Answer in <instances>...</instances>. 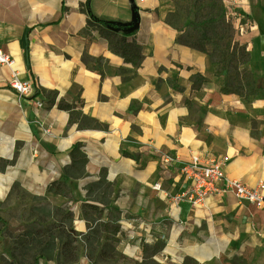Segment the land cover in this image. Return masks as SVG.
Instances as JSON below:
<instances>
[{
  "label": "crops",
  "instance_id": "0c3cea01",
  "mask_svg": "<svg viewBox=\"0 0 264 264\" xmlns=\"http://www.w3.org/2000/svg\"><path fill=\"white\" fill-rule=\"evenodd\" d=\"M164 1L0 0V48L32 88L19 98L9 87L11 69L0 66V205L17 187L69 213L77 234L89 225L116 226L107 236L118 240L115 257L127 264H264V203L256 209L231 194L201 207L175 203L171 197L185 185L174 167L159 164L162 154L184 162L227 157V177L264 184V0H223L250 56L258 92L247 100L223 94L210 58L177 42L157 13ZM87 21L131 25L119 32L135 31L140 66L85 31ZM84 56L103 62L85 65ZM43 91L56 93L54 103ZM59 102L105 130L69 125ZM74 147L87 162L82 176L67 177ZM52 183H63L55 188L64 194L49 192ZM87 206L99 212L88 224ZM86 252L82 244L76 264H91Z\"/></svg>",
  "mask_w": 264,
  "mask_h": 264
},
{
  "label": "trees",
  "instance_id": "16d2710c",
  "mask_svg": "<svg viewBox=\"0 0 264 264\" xmlns=\"http://www.w3.org/2000/svg\"><path fill=\"white\" fill-rule=\"evenodd\" d=\"M171 2L172 5L166 10L164 16H161L159 10L157 13L162 17L165 24L177 31L178 43L199 51L210 58L214 74L223 79L221 92L225 95H236L243 100L255 96L258 91L254 87L253 76L247 69L250 56L246 46L235 39L236 31L231 19L227 16L223 0H172ZM131 28V25L121 23L109 24L101 21H87L85 31L97 32L100 37L107 41L109 49L114 54L123 58L124 62L138 68L141 64L142 56L140 47L135 39V31L119 32L130 30ZM82 61L85 65L90 63L101 65L103 59H93L84 56ZM218 64H220V70L218 69ZM222 70H225L226 73L232 70L235 73L238 71L240 77H238V80L229 81L228 77H224L221 74ZM43 93H46L48 98H50L49 101L54 103L57 97L55 92L43 91ZM57 108L68 112L69 125L75 124L79 130H105L104 126L84 116L81 111L76 110L74 105L59 102ZM255 126L253 121V134H255ZM70 155L72 162L65 169V176H82V170L87 162L85 155L77 147L73 148ZM70 170L72 171L71 173ZM101 184H104V181H101ZM57 185L63 186L64 184L52 183L48 187L49 192L58 191L55 188ZM106 188L107 186L105 185L103 189ZM16 191L21 192L17 187H14L8 199ZM58 192L64 194L62 189ZM86 208L89 212L87 214L84 213L83 216L88 224V218L92 221V214L99 212L93 206H87ZM42 213L43 218L38 223L39 228L26 231L18 238L19 243H26L33 250L30 264H39V261L43 259L54 261L56 264H76L82 244L87 248L85 254L91 264H95L97 260L108 261L114 258L115 246L118 240L107 235L109 233L116 234L118 227L108 223L96 225L95 227L89 225V231L85 235H81L74 231L69 213H64L59 209L50 210L46 204L42 209ZM52 213L57 215V217H61L58 223L50 221ZM103 233L106 234L105 241L100 243ZM97 248L100 249L98 258L92 256ZM157 251L159 249L154 252ZM8 264L28 263L19 262L11 254Z\"/></svg>",
  "mask_w": 264,
  "mask_h": 264
},
{
  "label": "built area",
  "instance_id": "2783aa9c",
  "mask_svg": "<svg viewBox=\"0 0 264 264\" xmlns=\"http://www.w3.org/2000/svg\"><path fill=\"white\" fill-rule=\"evenodd\" d=\"M12 65L10 56L0 48V66L11 69L10 89L15 91L19 98L28 97L32 91L31 84L20 81L17 73L12 70ZM37 106L41 107V104ZM227 162V157L202 159L191 155L188 162L167 154L159 157V164L164 167H174L185 185L182 192L171 197L173 202H185L191 207H201L208 198L231 194L240 203L261 209L264 203L262 195L264 184L259 182L249 187L238 180L230 179L224 172Z\"/></svg>",
  "mask_w": 264,
  "mask_h": 264
},
{
  "label": "rangeland",
  "instance_id": "374dc122",
  "mask_svg": "<svg viewBox=\"0 0 264 264\" xmlns=\"http://www.w3.org/2000/svg\"><path fill=\"white\" fill-rule=\"evenodd\" d=\"M171 1L172 0H166L162 4L159 9L161 16H164L166 10L170 8L172 5ZM217 66L220 70V64ZM225 73V70L221 71V74L224 77H228L229 81H233V79L238 80V77H240L238 71L235 73L232 70L226 74ZM44 207L45 203L42 200L33 198L18 191L14 192L4 204L0 205V264H8L11 254H13L19 262L22 261L23 263H31L33 250L27 246L26 243H19L18 238L26 231L36 230L39 228L38 223L43 218L42 209ZM95 264L127 263L114 256V258L108 261L97 260ZM141 264L156 263L148 259L147 261H143Z\"/></svg>",
  "mask_w": 264,
  "mask_h": 264
}]
</instances>
